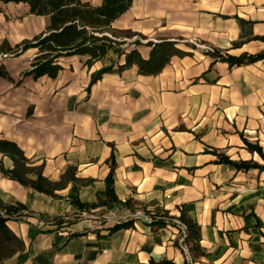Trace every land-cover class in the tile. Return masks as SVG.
<instances>
[{"label":"crops","instance_id":"crops-1","mask_svg":"<svg viewBox=\"0 0 264 264\" xmlns=\"http://www.w3.org/2000/svg\"><path fill=\"white\" fill-rule=\"evenodd\" d=\"M49 24L48 15L31 13L26 2L0 0V53L7 54L0 55V137L35 164L44 162L50 180L75 166L87 182H68L52 197L0 169V202L19 201L30 212L7 221L23 247L0 264H149L163 258L264 264V58L229 65L194 43L235 56L264 50V40L256 38L264 36V0H131L111 22L125 52L136 47L150 56L151 46L134 45L129 33L143 41H175L184 51L155 74L140 73L135 64L117 70L125 55L109 48L91 61L88 54L63 53L54 61L60 66L55 75H36L30 69L38 49L13 50ZM247 144L260 146L263 156ZM220 155L258 167L239 170ZM0 161L12 167L1 153ZM111 163L120 200L175 216L183 211L199 226L201 252H192L186 240L183 251L172 225L152 229L140 219L109 232L129 215L123 204L72 219L78 212L72 199L105 197ZM55 218L72 221L57 226Z\"/></svg>","mask_w":264,"mask_h":264},{"label":"trees","instance_id":"trees-1","mask_svg":"<svg viewBox=\"0 0 264 264\" xmlns=\"http://www.w3.org/2000/svg\"><path fill=\"white\" fill-rule=\"evenodd\" d=\"M3 1H23L29 6V11L38 15H48L50 24L41 34L35 36L32 40L24 41L15 46L13 53L22 51L28 47H36L37 54L31 59V69L34 74L39 75L47 73L55 75L60 66L54 61L63 54L82 53L88 54V60L99 58L107 49L113 48L117 52L124 53V63L118 65L117 70L135 64L138 71L143 74H155L159 72L167 63L170 56L181 55L184 51L175 46V41L169 40H140L132 39L134 45L145 42L151 46L150 56L143 58L136 47L124 51L121 43L123 40H117L114 32L111 30V22L123 13L131 4V0H102L99 6H94L89 2L81 0H3ZM105 32H110L107 35ZM134 34L129 33V37ZM139 36V35H136ZM140 37V36H139ZM255 37V36H254ZM143 38V37H141ZM264 40V36L256 37ZM243 40L233 43L238 46ZM12 49V48H10ZM211 55L214 60L227 61L229 65H239L251 63L264 58V50L257 53H241L238 56L228 54L223 50L214 47L213 51H205ZM109 68H105L107 70ZM102 72V71H101ZM100 75V73H97ZM251 151H257L263 156L261 148L258 145L247 144ZM0 153L8 156L12 160L11 168H4L0 161L1 171L9 178L17 180L22 185L35 191L57 197L56 190L64 188L68 182L85 183L87 181L80 179L76 174L75 166H68L59 179L50 180L43 172L44 162L35 164L28 158L23 149L14 141L0 137ZM264 157V156H263ZM219 160L227 163L239 170H246L252 167H258L253 160L233 161L224 155H220ZM114 166L111 163L110 169L104 179L105 197H98L93 202H82L78 198L72 199L78 212L72 219H79L82 214L92 213L97 209L104 211L119 208L123 204L126 210L131 213L141 212L140 215H133L125 219L116 220L111 226L107 227L109 232L120 228L131 227L137 219L150 218L146 222L152 229H157L165 225H172L180 228L179 223L185 225V240L192 252L200 253V234L199 226L195 221L189 218L183 211L179 215H171L165 209H150L145 204L131 198L120 200L114 190ZM25 204L17 201L14 203L0 202V261L14 255L23 247L22 240L8 227L7 221L11 219H20L22 216L29 215ZM72 220L66 218H55L53 223L59 226L63 222L70 223ZM99 228L93 229L97 232ZM176 242V241H175ZM149 264H186L176 263L173 260L163 258L158 261L150 260Z\"/></svg>","mask_w":264,"mask_h":264},{"label":"built area","instance_id":"built-area-1","mask_svg":"<svg viewBox=\"0 0 264 264\" xmlns=\"http://www.w3.org/2000/svg\"><path fill=\"white\" fill-rule=\"evenodd\" d=\"M137 37H138V39L143 40V38H141L139 36H136V35H133V36H131L129 38H126V40H132V39H135ZM194 43L195 44H198L199 46H201L202 48H204L205 51H213L214 50V47L211 46V45L199 44L197 42H194ZM125 44L126 43L123 42V43L120 44V46H124ZM0 55H7V54L6 53H0ZM128 212H129V215L123 217V219L124 218H127V217H131L133 215H140L141 214V212H136V213H131L130 211H128ZM137 220H140V219H137ZM144 220H146V222H150V218H146ZM174 221L180 225L179 233H178V236H177L178 244L183 249V251H185L187 253L188 252V245L185 242V237H186L185 225L179 223V221L177 219H175ZM187 264H194V263L192 261L188 260L187 261Z\"/></svg>","mask_w":264,"mask_h":264},{"label":"rangeland","instance_id":"rangeland-1","mask_svg":"<svg viewBox=\"0 0 264 264\" xmlns=\"http://www.w3.org/2000/svg\"><path fill=\"white\" fill-rule=\"evenodd\" d=\"M128 38H129V37H128ZM100 214H103V213H100ZM103 218H104L103 216L100 217L101 220H103Z\"/></svg>","mask_w":264,"mask_h":264}]
</instances>
